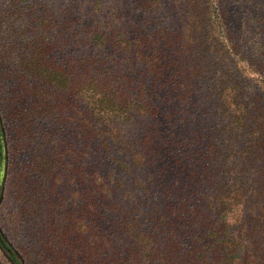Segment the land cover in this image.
Segmentation results:
<instances>
[{"label":"trees","instance_id":"obj_1","mask_svg":"<svg viewBox=\"0 0 264 264\" xmlns=\"http://www.w3.org/2000/svg\"><path fill=\"white\" fill-rule=\"evenodd\" d=\"M104 1L0 0V252L264 264V0Z\"/></svg>","mask_w":264,"mask_h":264},{"label":"rangeland","instance_id":"obj_2","mask_svg":"<svg viewBox=\"0 0 264 264\" xmlns=\"http://www.w3.org/2000/svg\"><path fill=\"white\" fill-rule=\"evenodd\" d=\"M107 1L109 0H105L104 2ZM7 199V205L4 207L1 215L2 217L0 218V224L5 234L13 244L18 245L20 243H25V246H27V248L28 246L32 248L34 245L33 241L23 235L24 225L16 217L14 199L11 198V196H9ZM0 264H9L7 258L2 254V252H0Z\"/></svg>","mask_w":264,"mask_h":264}]
</instances>
